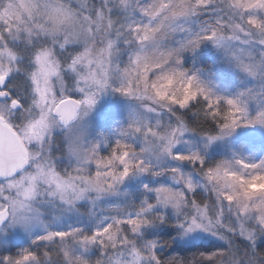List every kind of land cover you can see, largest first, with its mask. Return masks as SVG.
I'll return each instance as SVG.
<instances>
[{"label":"rangeland","instance_id":"obj_1","mask_svg":"<svg viewBox=\"0 0 264 264\" xmlns=\"http://www.w3.org/2000/svg\"><path fill=\"white\" fill-rule=\"evenodd\" d=\"M77 2L84 4L85 0H0V9L6 3H11L12 7L7 10L5 19L11 23L14 35L20 37L19 40L8 41L9 46L17 53V65L21 69L9 77L10 90L14 97L20 98L25 106L28 105V111L20 116L11 117L16 125L15 130L6 124L4 119L0 121L12 131L19 145H22L26 152L23 168L32 164L30 171L21 177L24 180L23 184L20 183V179H14L13 187L9 188L6 179L0 185V205L5 204V196L9 199L24 201L27 206L25 215L29 217L26 228L19 225L0 227V257L16 256L28 250L41 258V264H65L66 258L70 264H78L81 258L87 259L89 264H95L101 256L99 245L87 246L86 250L85 245L80 243V235H91L117 219L137 218L139 208L145 200L155 204V192L147 189L169 187L173 190H183L182 185L172 180L171 168L179 169L182 175L191 178L197 185L195 192L188 194L190 199L210 205L216 204V197L211 191V186L208 190L205 187L206 182L200 174L199 165L187 161H176L162 154L161 137L180 126L183 120L176 116L175 112L184 111L188 107L180 109L156 101L155 98L148 99L147 97L152 95L151 89L149 88L146 93L142 84L133 96H125L113 91L114 88L127 83L123 76V69L128 66L132 48L123 43L118 44L120 50L114 51L109 63L107 55L100 52V49L105 47L104 31L89 33V21L84 20L83 13L75 7ZM115 2L118 3V0ZM143 2L147 3L148 0ZM100 3L101 0H87L89 7H98ZM130 3H134V0H130ZM33 5H39V7ZM70 5L73 7L69 9ZM53 7L69 9L80 16L71 24L61 25L60 31L55 34L56 38L68 35L73 52L83 53L85 49L91 50L90 57L94 62L88 65L87 60L81 61L78 72L87 76L90 71H94L97 73V79H102L103 72L106 71L109 83L106 90L100 91L91 80L80 82L79 87H83L86 93L96 94L97 103L90 110L86 105H81L76 120L65 131L62 130L58 118L53 120V112L61 98L83 99V95L76 91L75 75L65 70L62 73L65 90L55 101L50 93H46V99L39 110L32 103L31 85L27 78V73L34 68L32 64L34 49L45 45L53 46V35H45L34 27L37 23H44L48 28L53 26L52 20L47 15L49 9ZM217 16L216 9L209 8L196 16L178 17L172 21L176 31L173 32L171 28H168L161 33L155 44L147 46L148 54L155 55L156 59H159L160 53L174 52L182 43L187 44L188 48L180 54L181 65L177 66L173 57L172 62L164 64L163 68H150L148 83L150 85L157 80L162 72L170 73L174 68L182 70L186 72V78L196 77V86L205 89L211 99L239 98L241 106L247 105L249 116H255L257 105L264 102V79L260 76L250 77L242 70V65L255 67L262 60L261 52L264 48L258 43V36H244L234 30L235 24L240 20L239 14L227 8L220 14L225 25L221 34L225 37L235 35L238 38L232 40L225 38L219 46L212 41L201 40L194 50L189 43L190 40L197 39L206 30L216 26ZM113 19H122L119 9H114ZM136 20L147 22L139 15L136 16ZM100 23L99 20L94 21L93 27ZM3 28L4 25L0 24V29ZM27 29H31V35L28 34ZM92 35H95L94 40L91 38ZM113 38H115L114 33ZM56 48L59 59L66 63L68 53L61 52L58 45ZM97 58L104 61L101 67H97ZM179 86L178 84L177 87ZM41 87H44L42 82ZM136 87V83L133 82V88ZM13 88L17 92H14ZM60 88L61 84L57 83L56 91L60 92ZM241 93H248V95L240 96ZM253 96L255 100L252 99ZM3 116H9L7 110L3 111ZM30 124L33 126L29 128ZM135 128H139L140 131H134ZM151 133L157 135L153 136ZM177 136L180 143L174 149V154L196 153L203 159L204 169L214 168L224 163L226 170L237 173L247 180L258 173L252 169L242 168L237 161L251 164L264 160V127L259 125L239 128L231 136L210 144L205 135H196L191 131L185 132L183 136L177 132ZM117 141L126 146V150L130 153L128 159L133 163L143 159L153 170L162 174L153 176L150 173H133L123 182L116 183L113 189H107V183L112 181L104 173L108 171L119 173L123 168L118 161H114L111 166L97 167V161L110 158L114 150L119 154L120 149L116 147ZM41 169L43 172L35 181L36 195L30 200H25L23 191L30 187L31 183L27 177L37 175ZM97 172L101 174V180L105 186L103 193L93 191L86 182L94 179ZM65 180L72 185V188H66L63 199L60 192L51 195L50 193L56 191L55 182ZM81 189H87V191L77 200L76 196ZM249 190H264V181L253 182ZM223 208L224 223L234 225L235 216L229 210V206L224 203ZM153 215L162 216L163 222H157V225L146 224L133 237L130 232L127 233L130 239L135 240L138 247L154 243L157 245V251L160 250L162 247L155 237L157 232L155 228L167 222L177 226L179 244L189 246L195 243L213 242L226 247L223 241L209 232L197 230L185 234L179 227L184 223V214L177 215L171 207L165 209L157 206L154 212L149 214V216ZM75 229H80L82 234L69 236L63 242H46L38 239L49 233H68ZM124 234L120 232L119 236L123 237ZM233 243L243 253L247 241L234 238ZM260 243H264V237L257 240V244ZM116 244L119 248L120 241H116ZM45 251L50 254L51 260L44 256ZM116 259L118 257L113 253V260Z\"/></svg>","mask_w":264,"mask_h":264},{"label":"snow or ice","instance_id":"obj_2","mask_svg":"<svg viewBox=\"0 0 264 264\" xmlns=\"http://www.w3.org/2000/svg\"><path fill=\"white\" fill-rule=\"evenodd\" d=\"M39 7V5H33ZM11 3H6L0 9V24L4 25L0 29V119H4L5 123L16 129L11 117H17L28 111V105L22 102L20 98L13 96L10 86L9 77L21 71L17 65V53L9 46L10 39L19 40L18 35H14L11 23L5 19L7 10L11 8ZM73 5L69 6V9ZM83 13V19L89 21L88 31L103 30L106 35L104 41L105 47L100 49V52L107 55L109 63L111 57L120 49L118 44L123 43L132 48L129 56L128 66L123 69V76L127 83L121 87L114 88L113 91L119 92L125 96H133L139 91V86L142 84L145 92L151 89L152 95L148 99L155 98L156 101L167 103L169 106L179 107L185 109L196 101L202 98L206 102L205 117L216 123L218 134L207 135V142L210 144L216 140L231 136L237 129L242 127L262 126L264 127V102L257 105L255 116H249L247 105L241 106V101L237 99H223L216 97L211 99L209 94L202 87L196 86V77L186 78V72L178 69H172L169 72H162V74L153 81L150 85L148 83V71L152 67L163 68L164 64L171 63L172 58L175 57V64L181 65L180 54L187 50V44H181L174 52L167 54L160 53V58L156 59L155 55L150 56L147 51L149 44H155L157 38L161 33H164L168 28L173 32L176 29L172 25L178 17L196 16L201 11L215 8L218 16L216 26L206 32L195 40H190L189 43L194 50L201 40L212 41L217 46L225 38L232 40L236 39L235 35L225 37L221 34L225 25L222 21L221 13L225 9H232L239 14L240 20L235 24V31H239L244 36H258V43L264 48V0H148L147 3L143 0H101L100 5L89 7L87 0L84 4L77 2L75 5ZM69 9L61 7L50 8L47 15L52 20L53 26L48 28L44 23H37L34 25L39 32L45 35H53V46H40L34 49L32 53V64L34 68L27 73V78L31 85L32 103L39 110L46 99V93H50L55 101L60 93L66 88L62 73L65 70L72 72L75 75L74 83L77 85L76 91L83 95V99H73L71 97L65 101L63 98L59 103L64 106L63 112L67 115L61 114L59 120L67 124L69 120L75 117L76 110L81 105H86L90 110L97 103L96 94H88L83 87H79L81 81L91 80L93 84L97 85L100 91H104L109 87L108 74L103 72V78L97 79V73L90 71L87 76L81 75L78 72V66L81 61L87 60V64L91 65L94 61L90 57V49H85L83 53L73 52L71 40L68 35L62 38H56L55 34L60 31V26L63 24H71L74 19H79V14H75ZM114 9H119L122 13V19L114 20ZM139 15L145 18L137 21L136 16ZM99 20L100 24L93 22ZM103 25V27L101 26ZM18 31V29H17ZM31 35V29H27ZM113 33L115 38H113ZM91 38L94 40L95 35ZM58 45L61 52L68 53V61L62 62L57 55ZM7 58L6 60L4 58ZM262 60L252 65H242V70L250 77L264 79V51L261 52ZM97 67H101L103 60L97 58ZM43 83V88L41 87ZM133 82L136 83V88H133ZM57 83L61 84L60 92L56 91ZM180 85L177 87V85ZM163 85V90H162ZM248 93H241L240 96H246ZM255 100V96L252 97ZM223 103L226 107L221 110L220 105ZM7 110L8 117L3 116V111ZM56 117L53 116V120ZM39 122V121H37ZM33 125H29V128ZM134 131L139 132V128ZM192 131L182 121L177 129L171 133L161 137L162 154L174 159L176 161H187L194 165H199L201 168V175L205 180V187L208 190L211 186V191L216 197V204L210 205L203 201H197L189 198V193L195 192L197 185H195L191 178L181 174L179 169L171 168L173 173L172 180L183 186V190H173L169 187H159L154 190L155 204L145 200L139 208L137 218L131 219H117L114 223H109L100 230L93 232L91 235H80V243L87 246L99 245L101 256L95 264H185L182 259L171 257L163 259L157 254V245L154 243L146 244L144 247H138L134 239H130L128 232L132 237L138 234L142 227L149 223L163 222V217L159 215L149 216L154 212L157 206L165 209L171 207L177 215L184 214V223L180 224L185 234L197 230L205 231L216 236L223 241L226 246L222 250H218L209 255H201L200 260L202 264H264V248L257 244V240L264 237V190L250 191V185L253 182L264 181V160L259 163H245L244 161H237L244 169H252L256 173L250 179H243L239 174L226 170L224 163L217 165L214 168H203V159L196 153L191 155L174 154V149L180 143L177 132L183 136L185 132ZM153 136L156 133H151ZM116 147L120 149L119 154L113 151L110 158L97 161V167L111 166L114 161H118L123 170L119 173L115 171H108L104 173L105 176L111 178V183H107V189H113L116 183L123 182L133 173L136 174H151L153 176H160L162 173L153 170L150 165H147L143 159L133 163L128 159L130 153L126 150V146L121 145L119 141L116 142ZM31 148V146H29ZM43 150V149H41ZM32 164H28L22 171H15L9 178H0V185L7 179L8 187L12 188V180L21 179L23 174L29 172ZM41 169L37 175L27 177L30 180V187L25 188L23 196L25 200L32 199L35 195V181L37 176L42 174ZM51 176L52 173L50 172ZM91 186L92 190L97 193L105 191L104 183L101 180V174L96 173L94 179L86 181ZM67 189H71L72 185L66 180L63 182H55L56 191L50 193L55 195L56 192L62 194ZM87 189H81L76 199L84 196ZM5 204L0 205V226H15L27 227L29 217L25 215L27 206L24 201L17 199H9L4 197ZM229 206V210L235 216V224L224 223L223 217L225 215L223 204ZM143 217V218H140ZM124 232V236L120 237L119 233ZM82 234L80 229H75L73 232H57L42 235L39 241L46 242H63L69 236H76ZM239 238L247 241L243 253L234 245L233 239ZM116 241H120L119 248ZM111 249V251H109ZM113 253L118 259L113 260ZM127 253V255H125ZM44 256L51 260L50 254L45 251ZM0 264H41V258L35 253L24 250L16 256L4 255L0 257ZM65 264H70L66 258ZM78 264H89L87 259L81 258Z\"/></svg>","mask_w":264,"mask_h":264},{"label":"trees","instance_id":"obj_3","mask_svg":"<svg viewBox=\"0 0 264 264\" xmlns=\"http://www.w3.org/2000/svg\"><path fill=\"white\" fill-rule=\"evenodd\" d=\"M13 90L14 92H17L15 88H13ZM205 106L206 102L202 98H198L196 102L192 103L186 110L175 112V114L176 116H179L184 124L189 129H192L191 132L196 135H216L218 132L216 123L219 121L214 122L205 117ZM225 107L226 106L221 103V110ZM152 224L157 225V222ZM155 231H157L155 237L160 241V246L162 247L157 251V254L163 259L177 257L182 259L185 264H202V261L199 259L202 254L209 255L225 248L222 245L213 242L195 243L189 246L179 244L177 242L179 237L177 226L168 222L163 224V226L161 225V227H157V229L155 228ZM259 246L264 248V243H260Z\"/></svg>","mask_w":264,"mask_h":264},{"label":"water","instance_id":"obj_4","mask_svg":"<svg viewBox=\"0 0 264 264\" xmlns=\"http://www.w3.org/2000/svg\"><path fill=\"white\" fill-rule=\"evenodd\" d=\"M68 99H65L67 101ZM64 106L62 104H58L57 107L55 108L53 115L58 118L59 124L62 127V130L65 131L77 118L81 106H79L76 110V115L74 118L68 121L67 124H64L59 120V116L61 114L67 115L66 113L63 112ZM17 142L18 140L16 136L12 133V131L4 125L0 121V168L10 159L12 156V150L14 143ZM1 227V226H0Z\"/></svg>","mask_w":264,"mask_h":264},{"label":"flooded vegetation","instance_id":"obj_5","mask_svg":"<svg viewBox=\"0 0 264 264\" xmlns=\"http://www.w3.org/2000/svg\"><path fill=\"white\" fill-rule=\"evenodd\" d=\"M26 159V152L22 145L15 142L10 159L0 168V178L10 177L15 171H21Z\"/></svg>","mask_w":264,"mask_h":264},{"label":"clouds","instance_id":"obj_6","mask_svg":"<svg viewBox=\"0 0 264 264\" xmlns=\"http://www.w3.org/2000/svg\"><path fill=\"white\" fill-rule=\"evenodd\" d=\"M162 90H163V85H162Z\"/></svg>","mask_w":264,"mask_h":264}]
</instances>
